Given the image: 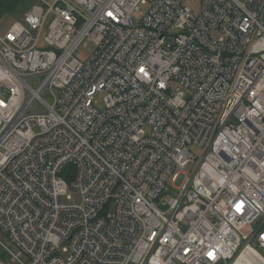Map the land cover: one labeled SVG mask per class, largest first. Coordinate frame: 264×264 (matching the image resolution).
<instances>
[{
  "label": "built area",
  "instance_id": "1",
  "mask_svg": "<svg viewBox=\"0 0 264 264\" xmlns=\"http://www.w3.org/2000/svg\"><path fill=\"white\" fill-rule=\"evenodd\" d=\"M0 231V264H264V0H34L0 33Z\"/></svg>",
  "mask_w": 264,
  "mask_h": 264
},
{
  "label": "rangeland",
  "instance_id": "2",
  "mask_svg": "<svg viewBox=\"0 0 264 264\" xmlns=\"http://www.w3.org/2000/svg\"><path fill=\"white\" fill-rule=\"evenodd\" d=\"M192 6L194 7V9L197 11L198 10V6L196 4H192ZM17 19H13L10 17H4V18H0V33L5 32L6 30H8L13 23L16 21ZM104 97H105V93H102L98 100L100 102V104L98 105V109L99 110H104L105 108V103H104ZM189 151L193 154V159L190 161V163L187 165V167L184 169L185 174L188 177H191L193 175V172L196 168V166H198L200 160L202 159L203 155H204V149L199 148L195 145L190 146L189 147ZM71 195V199L68 200V203L71 204H81V195L76 192V191H70L69 192ZM180 189H178L174 183L170 182L168 184V190L165 193V198H167L168 200H171L173 198H179L180 197ZM159 208L163 211H168L169 207H163L161 205H159ZM247 231V230H246ZM0 241L4 242L5 244L10 246L9 240L8 238L1 233L0 231ZM256 250L261 254L264 255V249H262L261 247L257 246ZM251 251L249 250V248H246L243 250L242 253H240L237 257L233 260V262L231 264H250L251 262L254 261V259L256 258L252 256V253H250ZM3 251L0 247V259H3L2 255H3ZM249 254V255H248ZM253 254H257L256 252H254ZM258 255V254H257ZM9 262V260H8Z\"/></svg>",
  "mask_w": 264,
  "mask_h": 264
},
{
  "label": "trees",
  "instance_id": "3",
  "mask_svg": "<svg viewBox=\"0 0 264 264\" xmlns=\"http://www.w3.org/2000/svg\"><path fill=\"white\" fill-rule=\"evenodd\" d=\"M33 4L34 0H0V18L10 17L21 20L25 13L31 9ZM71 172L72 166L69 165L62 174L70 176ZM2 257V260L8 262V256L5 252Z\"/></svg>",
  "mask_w": 264,
  "mask_h": 264
},
{
  "label": "bare ground",
  "instance_id": "4",
  "mask_svg": "<svg viewBox=\"0 0 264 264\" xmlns=\"http://www.w3.org/2000/svg\"><path fill=\"white\" fill-rule=\"evenodd\" d=\"M249 250L251 251L250 253H252L253 257L256 256V258L254 259V261L251 262L250 264H263L262 259L260 258V256L257 255V254H256V255L253 254L255 251H254L252 248H249ZM248 255H249V254H248Z\"/></svg>",
  "mask_w": 264,
  "mask_h": 264
},
{
  "label": "crops",
  "instance_id": "5",
  "mask_svg": "<svg viewBox=\"0 0 264 264\" xmlns=\"http://www.w3.org/2000/svg\"><path fill=\"white\" fill-rule=\"evenodd\" d=\"M253 256V255H252Z\"/></svg>",
  "mask_w": 264,
  "mask_h": 264
}]
</instances>
